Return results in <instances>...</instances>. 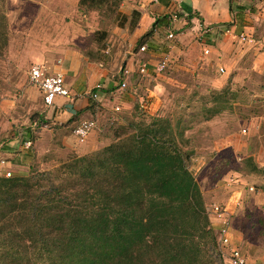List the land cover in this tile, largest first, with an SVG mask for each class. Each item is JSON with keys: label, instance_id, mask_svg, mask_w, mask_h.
I'll use <instances>...</instances> for the list:
<instances>
[{"label": "rangeland", "instance_id": "374dc122", "mask_svg": "<svg viewBox=\"0 0 264 264\" xmlns=\"http://www.w3.org/2000/svg\"><path fill=\"white\" fill-rule=\"evenodd\" d=\"M121 9L120 5L121 17H115L79 8L78 0H0L8 36L0 53V140L22 139L25 149L24 141L31 139L32 150L27 154L24 172L28 175L33 170H56L73 156L103 148L122 135L131 121L141 119L140 113L169 117L183 149L191 153L189 168L202 192L206 211L215 203L228 201L236 189L244 188L232 216L233 242L251 260L264 264L263 85L259 79L251 82L250 75L216 89L182 60L174 61L167 55L163 57V70L155 66L149 75L138 72L139 76L133 78L134 87V82L127 83L122 90L119 77L123 59L129 55L126 51L130 50L123 33L129 31L137 16L126 15ZM69 49L101 63L119 83L114 92L108 91L102 98L104 104L97 108V114L86 116L97 126L82 142H76L73 130L84 117L74 124L53 122L46 117L40 100H33L27 91L32 86L30 67L41 63L53 69L55 64L66 68ZM126 92L134 95L129 107L119 103ZM220 92L225 100L216 104L211 98ZM217 106H223L222 110L211 114ZM253 165L257 166L255 171ZM17 171H12L13 176L19 175Z\"/></svg>", "mask_w": 264, "mask_h": 264}, {"label": "trees", "instance_id": "16d2710c", "mask_svg": "<svg viewBox=\"0 0 264 264\" xmlns=\"http://www.w3.org/2000/svg\"><path fill=\"white\" fill-rule=\"evenodd\" d=\"M122 2L78 0V7L121 17ZM7 40L0 10V53ZM140 115L110 144L56 170L0 176V264H226L191 153L169 117Z\"/></svg>", "mask_w": 264, "mask_h": 264}, {"label": "crops", "instance_id": "0c3cea01", "mask_svg": "<svg viewBox=\"0 0 264 264\" xmlns=\"http://www.w3.org/2000/svg\"><path fill=\"white\" fill-rule=\"evenodd\" d=\"M121 6L126 15L133 11L139 13L135 25L123 33L125 40L130 43V50L126 51V55H129L123 59L124 68L120 72V82L126 83L122 90L127 88V83L134 82V87L136 81L133 78L139 76L142 66L146 67L144 72L149 75L157 66L158 58L162 60L167 55L174 57V61L182 60L216 89L250 75L251 82L259 79L264 87V0H123ZM159 19L143 44L145 50L135 51L132 46H137V40ZM168 31L174 33L172 39H167ZM240 34L246 35L251 41L240 39ZM205 50L208 52L205 53ZM66 55V68L63 64H55L54 69L47 66L65 74L71 90L70 98L57 97L53 105L47 106L35 87L27 89L33 95V100H40L47 118L53 122H64V125L68 121L74 124L79 118L84 117L85 120L88 115H96L97 108L104 104L102 98L108 91L114 92L112 89L119 84L101 63L89 60L77 50L69 49ZM96 85H100L102 90L96 93V98H91L89 94ZM133 97L132 93L126 92L119 103L129 107ZM96 102L102 103L96 105ZM75 140L78 142L76 135ZM21 142L19 138L7 142L0 140V160L5 161L0 164V173L3 168H9L11 171L18 170L19 175H25V161L32 150V141L30 147L25 149ZM239 182L243 183L241 180ZM240 190L244 194V188ZM233 227L232 220V239Z\"/></svg>", "mask_w": 264, "mask_h": 264}, {"label": "built area", "instance_id": "2783aa9c", "mask_svg": "<svg viewBox=\"0 0 264 264\" xmlns=\"http://www.w3.org/2000/svg\"><path fill=\"white\" fill-rule=\"evenodd\" d=\"M167 39H172L174 33L168 31L166 34ZM239 38L242 40H248V37L244 34H240ZM140 50H145V45H142ZM208 50H205L207 53ZM166 67V58H163L157 63V70L161 71ZM146 70L145 66L140 68V72ZM220 71H223L220 69ZM29 83L35 87L45 105L50 106L55 103L57 97H71V90L67 81L65 79V74L60 70H51L46 64H34L29 69ZM120 88H125L126 83L123 81L120 83ZM100 87V85H96ZM97 93V92H96ZM93 94V98L97 97V94ZM119 107H116L118 110ZM97 124L94 119H85L80 121L74 128V134L76 135L79 141H84L90 133L96 128ZM245 132V129H243ZM31 145L30 140L24 141V147L29 148ZM4 160H0V164H4ZM3 177H12L13 173L9 168H3L1 171ZM235 184L238 182L234 181ZM249 190H252L253 187L249 186ZM242 197V192L240 189H236L234 196L224 203L218 204L215 203L209 208L207 214L210 218L211 225L215 229L217 234L218 247L222 253L224 262L226 264H262L258 261L251 260L243 250L234 244L231 234V222L232 216L235 213V207L240 203Z\"/></svg>", "mask_w": 264, "mask_h": 264}]
</instances>
